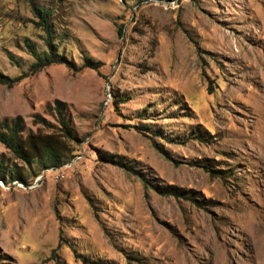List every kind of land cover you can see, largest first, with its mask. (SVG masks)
<instances>
[{
    "label": "rangeland",
    "instance_id": "1",
    "mask_svg": "<svg viewBox=\"0 0 264 264\" xmlns=\"http://www.w3.org/2000/svg\"><path fill=\"white\" fill-rule=\"evenodd\" d=\"M33 1L70 65L0 0V124L59 101L78 143L58 179L0 144V264H264V0Z\"/></svg>",
    "mask_w": 264,
    "mask_h": 264
},
{
    "label": "trees",
    "instance_id": "2",
    "mask_svg": "<svg viewBox=\"0 0 264 264\" xmlns=\"http://www.w3.org/2000/svg\"><path fill=\"white\" fill-rule=\"evenodd\" d=\"M27 2L36 19L35 27L44 34L46 46V51L40 53L32 44H26L28 53L34 59L30 66L31 73H36L50 65L69 66L70 63L57 53V46L54 44V32L49 21L50 11L40 8L33 0H27ZM118 35H122L121 30L118 31ZM86 67L97 70L99 65L92 60H87ZM13 82L6 77L0 76V84L2 85L11 87ZM51 113L55 118V124H51L41 116L35 115L33 117V125L38 126L37 131L26 136H23L25 125L20 116L13 120H4L0 124V144L12 155L14 160L19 161L28 168H31L32 164L37 161L42 165L43 169L60 168L69 162L72 157L71 144L78 143V135L69 121L66 104L55 101ZM142 130H147V128H142ZM97 156L104 162L113 163L127 170L126 167L121 166L117 161H112L113 157L106 152L98 151ZM202 168L207 169L206 167ZM0 180L6 184H10L13 181H5L4 176ZM16 181L24 185L27 184L23 178L16 177ZM172 189V186H170L167 190L163 189L159 193L176 198L184 197L183 194L177 193ZM192 201L196 203V200Z\"/></svg>",
    "mask_w": 264,
    "mask_h": 264
},
{
    "label": "built area",
    "instance_id": "3",
    "mask_svg": "<svg viewBox=\"0 0 264 264\" xmlns=\"http://www.w3.org/2000/svg\"><path fill=\"white\" fill-rule=\"evenodd\" d=\"M67 166L69 165H63L60 168H50L49 170H47L48 173L52 174L54 176L55 179L61 178L63 177V169L67 168ZM41 177H39L38 179H40ZM18 187L23 188L22 185H18L16 184ZM29 188H31L29 186Z\"/></svg>",
    "mask_w": 264,
    "mask_h": 264
}]
</instances>
